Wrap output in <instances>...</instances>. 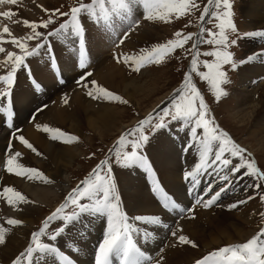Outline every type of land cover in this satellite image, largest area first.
<instances>
[{"label": "snow or ice", "instance_id": "6c2138e0", "mask_svg": "<svg viewBox=\"0 0 264 264\" xmlns=\"http://www.w3.org/2000/svg\"><path fill=\"white\" fill-rule=\"evenodd\" d=\"M137 2L142 3V6L146 10L144 14V19L146 20L158 19L169 22L170 17L173 15L179 18L191 12L193 9L200 10V4L197 3V0H109L112 6L111 13L121 22L131 20V5ZM4 3L15 5L17 4V0H0V4ZM97 6H99L101 16L97 15ZM232 8V0H207V4L200 11L199 19L204 21L206 17H210L207 22L213 24L215 21L214 27H201L199 34H185L183 31H176L174 33V39H169L165 43H158L150 50L142 49L138 57H123L124 62L133 67L134 71H140L144 63L160 64L164 62L166 57H170L176 49L184 48V45L190 40L193 41L191 48L185 49L186 54L191 55L189 69L183 76L181 86L176 89L173 96L169 98V106L162 108L156 117H153L150 113L147 117L139 120L134 128L121 134L113 148L109 149L110 153H114L116 163L126 168L138 167L146 172L150 180L151 191L157 196L162 207L168 211L178 210L180 213H185L193 212L194 209H185L181 207L163 189L159 181L153 179L155 175L153 168L148 157L145 156L141 150L149 143V134H154L167 127L169 120L182 122L183 127L181 130L188 129L193 140L199 146V162L196 163L191 170L184 172V179L192 184L188 192L189 195H192L196 191L200 183L199 177L202 172L208 167L216 165L217 162L225 169H228L229 165H232L229 171L233 174L244 168L246 169L245 175L264 180V172L257 167L256 162L245 157L246 150L236 144L229 134L220 129L219 125L215 124L214 120L208 116L209 107L205 101L204 95L197 87L196 83L193 82L194 74L198 76L200 80L206 81L209 90L212 92L215 99L219 101L221 96L227 95L221 85L229 82L227 74L224 71V66L231 65L233 69L237 67L236 62L233 61L234 54L228 51L229 47L236 45L241 38H260L264 40V30L251 31L243 34L239 33L232 19ZM44 11L49 12L48 9H44ZM15 15L16 13L11 10L0 12V17L8 19H11ZM82 15L96 18L97 21L102 18L108 27L112 26L109 22L110 16L108 9L105 8V0H91L90 3H85L84 0H78V6H73L68 11L53 9L51 10V14L39 23L27 19L17 21V23H22L31 31L30 34L23 37H12L11 41H5L3 39V34L12 35L9 27L5 25L2 29V34H0V44L10 42L20 50L21 54L7 52V59L4 61V66L10 61L11 68L7 71L6 75H0V82L6 85L7 89L0 92V96L4 98L10 97L11 88L14 84L18 69L26 68V57L39 55L41 49L49 55L51 67L53 69L57 68L52 48L47 47L44 43L49 37L55 36L57 39L62 40H78V67L84 71L80 78L77 79V85L84 88H88L90 84L94 86L95 91H88V95L92 99H111L127 104V100H124L119 95L103 87L97 86L96 81H89L87 79L92 73L87 71L88 63L85 59V29L80 21ZM59 17L67 19L60 22L58 27H53L47 31V33L38 30L49 29L50 26H55L57 24V18ZM131 22L137 23L135 20H131ZM129 26H131V24ZM205 35L207 38H203ZM198 36L200 38L193 39ZM32 40L38 42L35 47L29 50L26 41ZM199 44L211 45L212 50L201 53L198 47ZM5 51V48L0 46V53H4ZM201 55L213 59L202 61L199 59ZM261 56H264V49L250 54L244 60L239 61V64L242 65L251 62ZM179 58L180 57H177V59ZM201 65L203 69L206 70H201ZM59 82L62 83L63 81ZM33 83L36 89L39 90L41 86L35 81H33ZM64 102H68L67 98H65ZM8 103L10 107V99ZM3 110L4 109L0 107V111ZM9 127H11V124H9ZM37 127L42 128L43 131L48 133L54 132L55 135L50 136L53 140H57L66 135L62 130L50 129L47 125H37ZM200 129H202V135L198 132ZM146 132L149 134H146ZM18 139L22 145L31 149L37 155H41L23 135H20ZM70 139L75 141L77 137L72 136ZM193 146V144H186L184 150L190 151ZM129 148L130 151L125 150ZM226 153L231 157H239L240 163L233 164L232 160L226 156ZM20 156L21 153L17 151L8 158L7 171L9 173L15 171L17 176L24 173L29 179L42 177L43 174L39 170L27 168L21 164L15 163L17 157ZM110 163V159L100 161L92 172L81 181L80 185L68 194L65 198V202L45 218L39 230L31 234L35 247L29 246L25 252H21L13 260L12 264H33L34 253L40 254L36 257L37 261L43 260L45 255H55L59 259L60 264H74V261L51 242L56 241L65 232L68 223L75 222L86 214H99L106 216L107 219V230L102 242L98 245L95 254V264H112L113 256L119 257L122 264H142L144 260L150 259L145 257L144 253L133 241V224L129 221L127 214L121 210V197L117 191L114 177L112 176ZM221 178L228 180V174L226 173ZM253 186L258 188L261 185L255 184ZM208 191L211 192V188H209ZM225 191H227V189L221 187L207 199L197 197L196 204H202L203 207L209 208L216 204ZM3 192L12 193L16 198V201H13L11 197H5L9 204H13L14 202L27 203L24 195L18 191H14L11 187H5ZM261 199H264V197ZM84 200L90 201V203L82 202ZM69 203L74 206V209L70 214H66L65 209L68 207ZM243 203H246V201H237L231 204L229 208H237ZM261 216L264 217V212L261 213ZM132 219L151 224L162 223L161 218L158 216H136ZM57 221L62 222L64 226L49 231L50 226ZM21 223L22 221L19 219L9 218L7 220V224L9 225H20ZM145 235L147 236L148 233H145ZM172 235L175 236L176 233L173 232ZM41 237H46L49 242H41ZM178 241L181 244H190L192 247H197V245L185 235H180ZM4 243V229L0 228V244ZM209 261H212L213 264H264V228H261L246 242L221 247L212 251L202 259L197 260L196 264H208Z\"/></svg>", "mask_w": 264, "mask_h": 264}, {"label": "bare ground", "instance_id": "6f19581e", "mask_svg": "<svg viewBox=\"0 0 264 264\" xmlns=\"http://www.w3.org/2000/svg\"><path fill=\"white\" fill-rule=\"evenodd\" d=\"M24 2H26V0H24L23 3ZM24 4L25 5L20 4V8H18V15L23 19L29 20L31 17H34L37 14V12L40 11L41 6L46 3L45 0H29V2ZM9 6H13V5H9ZM9 6L8 5L5 6L3 4L1 12L9 11V10L13 12L16 11L15 7H9ZM111 7L112 6L108 0L107 4L105 3V8L108 9L110 21L113 22L112 23L113 25L107 29L109 30L107 31L109 39H107L104 36L103 31L100 29H98L99 34L95 38L92 37L91 34L87 35V38L89 39L88 42L91 43L90 46L94 49V50L89 49L93 58L97 56L99 52L102 53V50L106 48V43L110 44L111 47H114L115 44L118 43V41L120 40V36H122L121 35L122 32L119 27L120 22L116 23L117 21H115V19L117 17H115V15L111 13ZM143 8L144 7L142 6V3L140 2L132 4L131 20H133V18L135 17L136 11H140ZM245 9L247 11L246 12L247 17L253 19L252 20L253 23L251 22L252 25L255 24L253 26L254 27L253 30L255 31L264 30V0H245ZM98 14L99 16H101L100 11H98ZM87 19L90 25L92 26V28H94L92 25L93 24L92 22L94 21L93 18L87 16ZM208 19L209 17H206L205 20L202 21V27H205ZM15 20L17 19H15L14 16L11 19L0 17V23H3V26L5 25L8 26L12 34L11 36L7 34H3V39L5 41H9L12 37H17V38L20 37V34H18V30L21 29L19 28L21 23H17ZM131 20H127V22L125 23L129 24ZM100 27L103 28L105 26L102 25ZM154 29L148 28L141 34L142 37L148 40L149 38H151V36H154L155 34ZM199 32L200 30L198 31L197 34H199ZM0 34H2V28L0 30ZM53 38L52 40H54L55 43L54 51L57 54V57H59V53L61 52L62 53L60 55V58H62L63 55L66 56L67 53L68 56L67 61H65V64L63 62H60V64L62 68L66 70L67 73L69 74L74 70L75 60L77 59L78 56V40H72V39L62 40V39H57V37H53ZM139 38L140 37L137 36V41H140L138 40ZM197 38L200 37L198 36L196 37V39ZM254 40L258 42L261 41V47L260 48L258 47L259 49L257 50V52L264 49V40L260 38H254ZM4 44L6 43L0 44V46L4 47L5 46ZM253 53H256V51L255 50L249 51V55ZM31 59L36 60V65L31 67L33 68L32 75L33 77H35L34 78L35 80L40 81V83L39 82L38 83L41 84V89L48 90V94H51V91L53 92L55 91L54 96L51 94L53 98L50 99L56 100V105H53L54 107L53 109L56 110V114H57V116H55L57 120L56 124H58L60 127L61 126L64 127L68 125L73 131L78 132L80 130V125H86V127L89 128L93 133L97 134L100 137H105V135H107L111 129L115 130L116 128L119 127L120 122H123V120H121L120 117L121 116L123 117L124 113L120 111L118 106H115V108L106 106L105 112L102 113V111L99 110H102L103 108H100L98 110L92 108L91 102L86 103L85 100L86 97L89 98L88 94L82 93L80 95L77 89L74 88L75 86L65 91L64 95L62 94V92L57 93V89L55 88L54 84L55 83L58 84L57 76H59V74L54 73L55 75L53 76L51 70H48V68H50V62L48 63L46 62L47 60L50 59L48 54L46 52L44 53L43 49L40 50L39 55L36 56L34 55V57H31ZM98 61H99L98 64L97 63H96L97 65L95 64L96 65L95 70L93 71L91 77L88 80L89 81L94 80L96 81L97 84L100 85V87L105 86L106 88H108L109 91L115 94L121 93L130 100L137 101L139 106H142V104L144 103V99H138V97L141 96L140 91L141 88L144 89V86L143 85L137 86L135 85V83H131V81H127V79L125 78L126 64L121 66V64L124 63V60L121 59L120 56L119 58L117 56L114 62L109 63V66H107L108 64L106 63L107 61L104 62L103 59ZM93 62L94 59L92 63ZM1 64L2 63H0V68H2ZM91 66L93 65H90V67ZM238 71L240 74V80H239L240 82L238 85H240L241 87L240 88L241 93L239 94L238 99H239V104L242 105L243 108L245 106V108L243 112L236 114V116L237 118H240L242 116L245 118H249L250 120L253 119V123H252L253 129L250 135L255 137L256 141L259 144L258 150L261 152L264 151V110H263L264 92L261 94V92L258 91L257 93V90L264 91V56L258 57L257 59L251 62L240 65ZM23 72L24 73H22V76L21 74L18 75L17 84L15 86H12V88H14L13 92H16L13 93L14 99L12 97V101L14 102V104H16V107L19 110V117L21 118L26 117V114L29 113L28 109L31 106V103L36 101V99L33 97L34 94L33 91H35V89L29 83L28 80L29 78L27 77V72H28L27 68H24ZM60 77L62 76L60 75ZM67 77L72 84L74 80V78H72L73 74H69L67 75ZM26 80L28 81L29 86L27 85ZM261 81L263 82L260 83ZM3 86L4 88H6V85ZM255 86L258 87V89H256ZM1 87H0V92L5 91L4 88ZM90 87L86 88V90H90V89L95 90V87H93L92 85ZM248 88H253L254 90L251 91L248 90ZM71 90H73L72 91L73 93H71ZM250 91L253 93H250ZM259 92L261 94L260 99L258 98L259 95H257L259 94ZM47 96L49 97V95ZM65 98H67L68 104L64 102ZM62 104L67 106L62 108L61 107ZM98 104L99 106H102V103H98ZM72 105L74 111L73 112L69 111L72 112L69 113L68 106L72 107ZM157 105H158L157 103L156 105L154 104L153 106L151 104H148V107L152 106V108L155 107L158 108L160 104L158 106ZM1 106L3 105H0V107ZM4 114L6 115L5 112ZM75 115H78L79 117L74 118ZM76 119H80L81 121H76ZM53 121H55V119H53ZM66 122H71V124H66ZM1 123L2 122L0 121V153L2 154L6 152L4 150L6 149V145L8 144V141L11 140L10 136H12L11 132L7 130H12L13 127L12 129H10L9 127L5 126V128L7 129H4ZM104 125L105 127L101 129L100 127ZM33 130L36 131V129L34 128H28L26 130L23 129L20 135H23L37 150L40 149L41 151H43V153L46 154V158L45 157L43 158V161L44 159L46 161L41 162L40 159V161L37 162L38 164L37 166L43 169L44 171H48L52 177H55L58 172L60 171L62 172L61 168L63 165V161H65L66 163L64 167L66 169V168H70L75 162V160H77L78 154H80L78 153V151L76 152L72 149L69 150L58 149L57 151H53L55 148H57L55 146L51 151L50 147L53 145L47 142L43 134L39 133L40 131L34 132ZM122 130L123 129H121V131ZM188 134L189 137L187 136V138L191 139V134L190 133ZM185 137L186 135L182 134V132L180 131L177 130L175 131L173 127L165 128L161 131V133H159L155 141L157 145H161L162 147H164L163 149L165 150L161 151L162 150L161 147L151 146L149 153L146 155L150 163L155 165L159 174V178H161V181L166 187L165 191H169L171 193V195L170 194L169 195L173 199L175 197L177 198L183 197L185 198L184 200L185 203L193 205L196 204L197 197L204 198L208 195V193H212L213 190L218 186V184L220 185L225 183L223 187L226 188L227 191L222 193L220 199L218 200L221 201L225 199V201L217 205L215 208L213 207L205 208L201 204L202 209H200V211H197L195 213L193 211L188 216L177 214L175 213L174 210H173V214H169L160 207L159 202L155 201L149 195V193L152 192L150 180L149 179L146 180L145 175L142 176V172L140 171V169L139 171L137 170L138 167L127 168L124 174H118L117 177L119 180L118 181L119 190L120 192L122 191L123 193V195L121 196L124 199L123 201H125L123 204L126 210L128 211V216L131 217L158 216L159 217V215L161 214V216L165 218L162 219V223L160 225H162L166 230H164L163 236H161L160 238L158 236L157 240L148 239L153 237V233L146 238L140 236L139 233L140 231L139 232L133 231L132 233L133 240L136 243L137 247L140 248V250L144 253L145 257L150 258L144 260L143 264H157V262L158 264H196L197 260L202 259L203 256L208 255L212 251H215L221 247L246 242L248 239H250L253 235H255L258 232L259 229L257 228V226L262 221L261 213L264 212V206L261 199L262 196L259 192L260 189L262 188V184H260L255 178L251 179L248 176L246 177L243 170H240L238 173L235 174L231 173L229 169H231L232 165H229L228 169H226V172H221V171L218 173L216 172L213 173V175L211 176H207V173H205L204 175H200L199 185L206 187V190L202 192V194L198 193L197 191H195L192 195L188 194L189 191L187 192L188 189L185 188L188 187L190 189L192 187V184H190V186L188 185L189 182L184 179V172L191 170L194 167V165L199 162V151H198L199 146H197L195 150H190V151L184 150L183 147L185 148V145L187 144L186 141L184 142L185 139H183ZM13 143L15 149L21 153V156L17 157L18 161L21 160V157H28V156L31 157V155L34 154V152L31 149H28L26 146L22 145L19 139L18 141L16 142L14 141ZM191 144H193L194 146L197 145L195 141L192 142ZM192 151L197 152V154L195 153L193 154ZM15 152L13 151L11 155H13ZM1 154H0V160L5 155V154L4 155ZM233 159L235 160V158H232V160ZM0 162H1L0 164L3 163V161ZM235 162L237 163L236 160ZM131 171L139 174V179L137 180L138 181L140 180L139 181L140 185L138 184L136 185V187H129L130 185L128 183H125L126 179L128 178H124V175L127 174V172H129V175L131 177L132 176L134 177V173H132ZM226 173L228 174V180H224L221 178ZM10 174L11 173L9 172L3 173L1 180L3 181V185L5 187H10L13 185V187L17 188L16 191L18 192L21 191L24 195L30 193L32 195V199L30 202L27 203L18 202L17 205H11L8 203V200L5 198L7 196H5L4 198L2 196L0 198V228L4 229V237H5V243L0 244V264H8L14 257L18 256L24 249L27 248L30 241L32 240L31 234L33 231H35L38 224L37 219H35L34 221L32 218H34V216H36L38 213H39L38 216L41 213H43L45 211L44 209L45 206L48 207L47 205L50 206L56 205L55 202L57 200L58 202H60L61 199L63 198L64 193L69 192L71 190L70 187L65 188L62 187V185L60 186L59 184L57 189L56 188L53 189L56 190L57 193L56 192L54 194L49 193L50 191L49 189H47L49 191L37 189L38 185L40 186L44 181H46L45 179L43 180L39 179L38 182H35L36 185L29 187L28 185H25L24 183H21L18 180L12 179V176ZM52 177L50 178L51 181L53 179ZM41 181L42 183H40ZM129 181L131 182V180ZM255 184H260L261 186L257 188L253 186ZM209 188H211V192L208 191ZM31 189H34L35 193H31ZM204 193H207V195ZM233 193H234L233 196H229L230 194ZM11 198L14 199L13 197ZM241 200H245L246 203L240 204L237 208L234 209L229 208L231 204ZM196 206L198 205L196 204ZM10 207L11 208L16 207L15 215L10 214L11 213ZM182 216L184 217L182 219H179ZM9 218L19 219L22 221V223L20 225H9L7 224V220ZM133 222L136 224L137 221L133 220ZM146 224H147L146 225L147 232L149 228L151 229L153 228V226H155V224H151V223H146ZM28 225H30V227H28ZM79 231L80 230L78 231L75 230L74 233L77 232L75 234V238L76 235H78ZM173 232L176 233L175 236L172 235ZM158 233H159L158 230H154V234H158ZM180 235H185L186 237H188V239L193 241L197 245V247H192L190 244L179 243L178 237ZM95 236L97 235L91 234L90 238H94ZM75 238L72 240H75ZM93 241H94L93 239H89L86 242L93 243ZM58 246L61 247L62 249L66 248L64 252L63 251L62 252L66 256H68L72 261H74V264H95L96 251H94L93 248H89L87 246H82L79 248L77 247L71 248L68 245L65 246V244ZM74 249H78V250H74ZM39 255H40L39 253L34 254L33 264H60L59 259L55 255H51V258H48L45 255L43 260L37 261L35 257H38ZM208 264H213V263L209 261Z\"/></svg>", "mask_w": 264, "mask_h": 264}, {"label": "rangeland", "instance_id": "374dc122", "mask_svg": "<svg viewBox=\"0 0 264 264\" xmlns=\"http://www.w3.org/2000/svg\"><path fill=\"white\" fill-rule=\"evenodd\" d=\"M23 1L24 0H17V4H15L13 6H9L12 4L4 3L5 6L8 5L9 7H15L16 8L15 9L16 15L14 16L15 19H17V20H15L16 22L23 20V18L18 15V8H20V4L25 5L24 3L29 2V0H26V2H24V3H23ZM107 1L108 0L105 1L106 4H107ZM84 2L90 3L91 0H84ZM45 3L46 4L41 6L40 11H38L34 17H31L29 19L30 21H35V22L39 23L43 19H46L51 14V10H53V9H60L61 11H68L71 7L78 6V0H45ZM197 3L200 4V10L193 9L191 12L186 13L184 16H181L179 18H177L175 15H173L172 17H170L169 22H164V21H161L158 19H154V20L144 19V14L146 11L144 8L141 9L140 11H136V15L133 18V20H135L137 23L130 22L129 24H127V23H125V22H127V20H125L122 24V22L118 18H116L115 19V21H117L116 23L120 22L119 27H120L121 32H122L121 35L123 36V33H127L126 37L124 39H122V36H120L121 41L119 40L118 41L119 43H116L112 50H111L112 47L110 46V44L106 43V48L102 50V53L99 52L97 56H95L94 58L92 57L94 59V62H93L94 64L92 63L91 65H93L94 67L93 66H91V67L93 69L89 66V68H88L89 70H87V71H90V70L94 71L96 68V65L99 62L98 60H101V59H103L104 62L107 61L106 62V63H108L107 66H109V63L114 62L115 58L117 56H118V58L120 56L121 59H123L124 56L138 57L141 54L142 49L150 50L154 45H156L158 43H165L169 39H174L175 38L174 33L176 31H183L185 34H187V33H198V31L202 27V21L199 19L200 11L207 4V0H197ZM232 4H233V8H232L233 17H232V19H233V22H234L236 28L238 29V32L243 34L246 32L255 31V30H253V28H254L253 26L255 24L252 25L253 19L248 18L247 14H246L247 11L245 9V0H232ZM2 7H3V4H0V12L2 10ZM44 9H48L49 12H45ZM97 9L99 11V6L97 7ZM137 12H139V13H137ZM135 18H137V19H135ZM65 19H67V18L59 17V18H57V24L55 26H50L49 29H38V30L44 31L45 33H47V31H49L53 27H56L60 22H63ZM209 19H210V17H209ZM109 22L111 23V25H113L112 24L113 22H111V21H109ZM92 23H94V21ZM130 24H131V26H129ZM214 24H215V21L213 22V24H209L207 22L204 28L214 27ZM186 25H187V27H186ZM3 27H4L3 23H0V30H1V28L3 29ZM19 28H21L18 30V34H20V37H23V36L30 34L31 30L29 28H27L26 26H24L22 23H21ZM94 28L88 27V25H86V27H85V29H87L86 30V36L88 34H91L92 37H94V38L97 37L99 34L98 29H100V28H97V27H94ZM103 28L105 29V27H103ZM126 28L128 29V31ZM148 28H151V29L155 28L154 29L155 34H154V36H151V38H149L147 40L146 38H143L141 34L145 30H147ZM107 31H109V30H107ZM13 33H16V32H13ZM133 36H135V37H133ZM137 36L140 37L138 39L140 41H137ZM203 38H207L206 35ZM193 39H196V37H194ZM11 40H12V38L9 41H11ZM46 41H44V43ZM88 41H89V39L87 40V43H89L88 44L89 49L94 50L90 46L91 43ZM135 41H137V42H135ZM37 42L38 41H35V40L26 41V43L29 46V50L31 48L35 47ZM192 42L193 41L190 40L187 44L184 45V48L176 49L175 52L170 55V57H166L164 62H162L160 64L144 63V66L140 68V71H134L133 67L129 66V64H127L125 62L123 64H121V66L126 64L125 65V68H126V77L125 78L127 79V81H131V83H135V85H137V86H140V85L144 86V89L141 88V91H140L141 96L138 97V99H144V103L142 104V106H139L137 101L130 100L129 98L125 97V95H122L121 93H119V94L116 93V95H119L124 100H127L128 101L127 104H124V103H121L118 101H114L111 99H103V98L102 99H92L89 95H88L89 98H87V97L85 98L86 103L91 102L92 108H95L97 110L100 108H103L102 110H99V111H102V113L105 112L106 106L112 107V108H115V106H118L120 111L124 113L123 117L122 116L120 117V119L123 120V122H120L119 127L116 128L115 130L111 129L108 132V134L105 135V137H100L97 134L93 133L89 128L86 127V125H80V130L78 132L73 131L70 128V126H68V125H66L64 127H62V126L60 127L58 124H56L57 120H56L55 116H57V114H56V110L53 109L54 108L53 105H56V100H51L55 94V91L51 92V94L53 96L51 94H48L49 97L47 96V94L38 97L39 92L38 91L34 92L33 97L36 99L37 102L34 101L33 103H31L32 107L31 106L29 107V109H28L29 113L26 114V117H24L25 119L23 117L22 118L19 117L17 119L14 118L13 129L7 130V131L11 132L12 136H10L11 140L8 141V144L6 145V148L10 145V148L8 150L9 152H5L2 154L0 153L1 155L5 154L4 157L1 158V160H0V161H3V163L0 164V193H2V194H0V198L2 196H3V198L5 196L13 197L16 201V198L13 196L12 193H4L3 192V189L5 188V186L3 185V181H1V180H2L3 173L8 172L7 167H6L7 166L6 165L7 164V158L10 157V155L13 151L14 152L17 151L15 149V146H13V144H14L13 142L18 141V137L21 134V132L23 131V129L26 130L28 128H34V129H36L37 132L40 131L39 133L43 134V136L46 138L47 142L50 143L51 145H53L50 147L51 151L55 146L57 148H55L53 151H57L58 149H62V150L63 149H67V150L72 149L76 152L78 151V153H80V154H78L77 160H75V162L73 163V165L70 168L65 169L64 167H65L66 163H65V161H63V165L61 168L62 172L60 171L57 173V175L55 177H52L48 171H44L43 169H41L40 167L37 166L38 165L37 162L40 161V159L42 162L43 158L44 157L46 158V154L43 153V151H41L40 149H38L37 151L39 153H41V155H37L36 153H34V154L31 153L32 154L31 157H29V156L28 157H21V160H19V161L17 160L15 163L21 164L27 168H34V169L39 170L43 174L42 177L35 178V179H29L26 174L21 173V175L17 176L15 174V171H14L10 174L12 176V179L18 180L21 183L28 185L29 187L36 185L35 182H38L39 179H42V180L45 179L46 181H44L43 183L41 181L40 183H42V184L40 186L38 185L37 189L38 190L49 189L50 191L49 190H47V191H49V193L54 194L55 192L57 193V191L53 190V189L54 188L57 189L59 184H60V186L62 185V187H65V188L70 187L71 190L75 189L78 185H80L81 181L84 180L88 176V174L92 172V170L100 163V161L105 160V159H110V162H111L110 166L112 168V176L114 177L115 183L118 186L119 180H118L117 175L118 174H124L125 171L127 170V168L124 171H123V168H120L121 164L116 163L114 153H110L109 149L113 148V146L116 144V141L118 140V138L120 137L121 134L125 133L129 129L134 128L137 125V122L139 120L147 117L150 113L152 114L153 117H156L157 114L160 113V110L162 108H164L165 106H169V98L171 96H173L176 89H178L181 86V84L183 82V76H184L185 72L189 69L191 55L186 54L185 49L191 48ZM94 43H95V41H94ZM4 45H5L4 48L6 51L4 53H0V63H2L1 64L2 68H0V75H6L7 71L10 70V68H11V62L10 61L8 62V64L6 66H4V61H6V59H7V52H15L17 54H21L20 50L14 44L8 42ZM75 45H76V43H75ZM54 47H55V43L53 40V43H52L53 50H54ZM198 47H199L201 53H203L205 51L212 50V46L208 45V44H199ZM258 47L259 48L261 47V41L258 42L256 40H254V38H241L238 40L236 45L229 47L228 51H230L234 54L233 61L236 62L237 67L235 69H233L231 65H225L224 66V71L227 74L229 82L221 85L223 90L226 91L227 95L221 96L219 101H217L215 99L214 95L209 90V86H208L206 81L200 80L199 77L194 74L193 82L196 83L197 87L201 90L202 94L204 95L205 101L209 107L208 116L214 120L215 124L219 125L220 129L226 131L236 144H238L243 149H245L246 150L245 157L254 160L256 162L257 167L262 172H264V151L260 152L258 150L259 149L258 142L256 141L255 137L250 135V133L252 132V129H253L252 128L253 119L250 120L249 118H245L242 116L240 118H237V116H236V114L243 112V110L245 108V106L243 108L242 105L239 104V99H238V96L241 93L240 92L241 87H240V85H238L240 82L239 81L240 80V74L238 71L239 66H240L239 61L244 60L245 57H247V55H249V51L255 50L257 52V50L259 49ZM44 53H45V51H44ZM61 53H59V57H58L59 62H63L65 64V61H67V57H68L67 53H66V56L63 55L62 58H60ZM31 57H34V56L29 57V62L31 61ZM177 57H180V58L177 59ZM36 59H37V57H36ZM40 59H41V57H40ZM93 59H92V61H93ZM199 59L203 61V60H210L213 58L205 57V56L201 55ZM48 62H50V60H47L46 63H48ZM23 69L24 68L18 69L16 76H15V85L18 82V78H17L18 75L21 74V76H22V73H24ZM48 70H50V68H48ZM201 70H206V69H203V66L201 65ZM93 71L91 73H93ZM80 76L81 75H79L78 77H80ZM90 77H88L87 79H89ZM36 81L40 83L39 80H36ZM262 82L263 81H261L260 83H262ZM29 83H30V81H29ZM15 85H13V86H15ZM27 85L29 86L28 81H27ZM54 85H55V88L57 89V93L62 92L63 95L65 94L64 93L65 91L71 89V87H74V86H75L74 88L77 89V91L79 92L80 95L82 93L88 94L86 92L89 91V90H86V88L81 87L80 85L73 84V83L71 84L70 81L62 88L61 87L58 88L56 84H54ZM90 86L91 85H89V87ZM97 86L100 87L99 84H97ZM101 87L108 90V88H106L105 86H101ZM1 88H4V86H2ZM90 88H92V87H90ZM60 89H62V90H60ZM256 89H258V87H256ZM4 90H6V88H4ZM90 90H92V89H90ZM248 90L252 91L254 89L248 88ZM72 91L73 90H71V93H73ZM92 91H95V90H92ZM251 91H250V93H253ZM258 91H260L261 94L264 92L263 90H257V93H258ZM260 92H259V94H257V95H259L258 96L259 99L261 96ZM13 93H16V92H12V97L14 99ZM0 101H1V105H3L4 98L2 96H0ZM98 103H102V106H99ZM156 103L158 105L160 104L159 105L160 107L152 108V106L154 104L156 105ZM148 104H151L152 106L148 107ZM65 106H67V105H63V104L61 105L62 108ZM69 107L70 106H68V109H69L68 112L69 111L73 112L74 111L73 105H72V107H70V108ZM71 109H73V110H71ZM263 110H264V108H263ZM263 110H261V111H263ZM3 111L2 112L0 111V115H1L0 117H5V114H4L5 111L4 112ZM153 111L155 112L154 115H153V113H154ZM72 112H69V113H72ZM76 117L78 118L79 116L75 115L74 118H76ZM53 119H55V121H53ZM28 120H30V122H28ZM0 121L2 122L1 124L4 127V129H7V128H5V124H4L5 120H2L0 118ZM76 121H81V120L76 119ZM66 124H71V122H66ZM37 125H40V126L47 125L50 129H60L64 133H66V135L63 137H60L57 140H53L50 138V136L55 135L54 132H52V133L45 132L42 130V128H38ZM171 125H173V126H171ZM174 125H176V128L174 127ZM15 126H16V128H15ZM168 126H171L175 129V131L176 130L180 131V132H182V134L186 135V137L183 139H185L184 142L186 141L187 144L190 142V140H191L190 144L192 142H194V140L192 139V136H191V139L187 138V136L189 135L188 133H190L189 130L179 129V128L183 127L182 122L169 120L168 125L165 128H168ZM103 127H105V125L101 126L100 128L102 129ZM14 128L20 129V131L18 133L14 134L13 133L15 130ZM121 129H123V130L121 131ZM33 131L36 132L35 130H33ZM186 131H187V133H186ZM159 132H161V130ZM198 132L201 133V135H202V129L198 130ZM146 134H149V133L146 132ZM149 135L151 137L149 140V143H150V141H152V138L154 137L152 143L150 144L149 150L151 149V146H158V147L162 148L161 151H164L165 150V149H163L164 147H162L161 145H157L155 143L156 137L159 135V133H156L155 134L156 136L154 134H149ZM72 136L77 137V139L75 141H72L70 139V137H72ZM197 146L198 145L194 146L193 149H191V150H195ZM165 147H167V146H165ZM4 148H5V146H4ZM183 149H185V148L183 147ZM125 150L130 151V148L125 149ZM4 151H6V149ZM192 152H193V154L194 153L197 154V152H195V151H192ZM32 156H33V158H32ZM226 156H228V158L231 160H232V158H235V157H231L227 153H226ZM235 160L237 161V163L235 162ZM235 160L234 159L232 160L233 164L240 163L239 157H236ZM44 161H46V160L44 159ZM151 166L154 168V170L158 174V171H157L155 165L151 164ZM139 169L142 172V176L145 175L146 180H148L149 177L147 176L146 172L141 168H138L137 170L139 171ZM241 170H243L244 173L246 171V169H244V168H242ZM204 171L202 172L203 173L202 175L207 173V176H211V175H213V172L214 173H216V171L226 172V169L223 168L222 166H220L219 162H217V165H213L212 167H208ZM131 172L134 173L133 171H131ZM125 175H124V178H128V179H126L125 183H128L130 185L129 187H136V185H138V184L140 185V182H139L140 180L139 181L137 180V179H139V174L134 173V177L133 176L131 177L129 175V172H127V174H125ZM245 176L247 177V175H245ZM51 177L53 178L52 181L50 180ZM248 177L251 179H254V177H252V176H248ZM255 179L260 184H262V188L260 189L259 192H260L261 196L264 197V180H259L257 178H255ZM129 180H131V182ZM31 181H33V182H31ZM221 186L222 185H220L219 188H221ZM10 187L12 189H14V191H16V189H17L16 187H13V185ZM162 187L164 190H166V187L163 184V182H162ZM219 188H216L215 190L218 191ZM117 189H118V187H117ZM185 189H188L187 192L189 191L188 187H186ZM71 190L69 192H65L61 201L58 202V200H57L55 202L56 205H54V206L47 205L48 207L45 206V208H44L45 211L43 213H41L39 216H38V214H39L38 213L36 216H34V218H32L34 221H35V219H37V221H38L37 229L42 226V222L45 220V218L47 216H49L53 211H55V209L57 207H59L60 204H62L65 201V198L68 196V194L72 192ZM19 192L22 195H24L21 191H19ZM166 192L171 195V193L169 191H166ZM31 193H35V190L31 189ZM120 193H122V191ZM121 195H123V193ZM149 195L154 199V197L152 196V192H150ZM209 195H210V193H208L207 196H209ZM233 195H234V193L231 194V196H233ZM24 197L26 198L27 202H30L32 199V195L30 193H28L27 195H24ZM206 197H204V199ZM14 199H13V201H14ZM123 200L124 199L121 196L122 203L125 202ZM17 203L18 202H14L11 205H17ZM19 203H22V202H19ZM220 203H223V201L214 204L212 207L215 208ZM262 203L264 206V199H262ZM49 206H50V208H49ZM123 207L125 208V206H123ZM197 207H202V205H198ZM200 209L201 208L194 209V213L197 211H200ZM10 212H11L10 214L15 215L16 214V207H12V208L10 207ZM127 213H128V211H127ZM191 213L192 212H188L187 214L189 215ZM128 217H129V221L133 224V227L135 228L134 231L135 232L140 231L139 232L140 236L146 238V237H149L153 233V237H154L156 235V234H154V230L159 231V233H158L159 238L164 235V230H166V229L162 225L155 224V226H153V228H151V229L149 228L148 232H147L146 231V229H147L146 223H144L142 221H137L135 224L133 222V219H132L133 217H131V216H128ZM90 218H91L90 215L86 214V215H83L78 221L71 222L69 224V226L67 227V233H66V236L64 237L65 239L62 240L59 237L56 241H54L55 243L54 242H52V243L58 248H59L58 245H64V243L71 244L72 243L71 240L75 238V234H76V233H74L75 230H80V228L85 227L84 225L90 221ZM160 218H161V221H162V219H165L164 217H160ZM261 220H262L261 223H259L257 226V228L259 230L261 228H264V217H262ZM141 225L144 227H142ZM57 226H64V225L62 224V222L61 223L58 222L55 225H51L50 229L51 230L55 229ZM28 227H30V225H28ZM145 233H148V235L146 236ZM153 237L148 238V239L153 240ZM154 240H157V238ZM143 241H144V238H143ZM33 247H35V245ZM24 251H25V249L22 252H24ZM61 251H63V250H61ZM16 257H14L9 263L12 264L13 260ZM35 259H36V257H35Z\"/></svg>", "mask_w": 264, "mask_h": 264}]
</instances>
